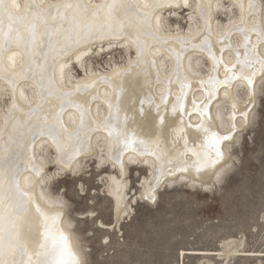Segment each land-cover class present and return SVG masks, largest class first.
Returning <instances> with one entry per match:
<instances>
[{
    "label": "bare ground",
    "instance_id": "bare-ground-1",
    "mask_svg": "<svg viewBox=\"0 0 264 264\" xmlns=\"http://www.w3.org/2000/svg\"><path fill=\"white\" fill-rule=\"evenodd\" d=\"M263 86L264 0H2L0 264L84 263L51 185L88 162L112 219L77 218L107 232L160 189L209 193L238 159ZM131 167L146 174L129 196ZM182 253L248 263L264 258V240L249 249L240 231Z\"/></svg>",
    "mask_w": 264,
    "mask_h": 264
},
{
    "label": "rangeland",
    "instance_id": "rangeland-1",
    "mask_svg": "<svg viewBox=\"0 0 264 264\" xmlns=\"http://www.w3.org/2000/svg\"><path fill=\"white\" fill-rule=\"evenodd\" d=\"M257 110L254 124L244 131L238 148L234 146L238 159L221 183L209 193L181 184L160 189L154 203L139 200L133 206V217L122 223L120 231L97 228L94 218H77L78 213L93 210L95 218L112 219V202L103 193V175L96 171V163H86L89 171L80 179L65 176L54 181L51 190L63 193L67 213L75 220L83 264H197L199 256L182 252L215 249L223 238L240 231L247 248L260 247L264 240V88ZM145 174L144 168L129 169V196L138 191V180ZM251 231L258 232L254 236ZM233 264H264V258Z\"/></svg>",
    "mask_w": 264,
    "mask_h": 264
},
{
    "label": "snow or ice",
    "instance_id": "snow-or-ice-1",
    "mask_svg": "<svg viewBox=\"0 0 264 264\" xmlns=\"http://www.w3.org/2000/svg\"><path fill=\"white\" fill-rule=\"evenodd\" d=\"M0 6H2V0H0ZM69 255L72 256L71 264H78V262L75 260L74 255L72 253H69Z\"/></svg>",
    "mask_w": 264,
    "mask_h": 264
}]
</instances>
